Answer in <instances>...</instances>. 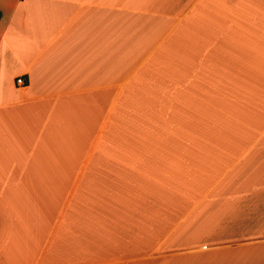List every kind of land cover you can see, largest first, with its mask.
<instances>
[{"label":"crops","instance_id":"1","mask_svg":"<svg viewBox=\"0 0 264 264\" xmlns=\"http://www.w3.org/2000/svg\"><path fill=\"white\" fill-rule=\"evenodd\" d=\"M0 264H264V0H0Z\"/></svg>","mask_w":264,"mask_h":264},{"label":"built area","instance_id":"2","mask_svg":"<svg viewBox=\"0 0 264 264\" xmlns=\"http://www.w3.org/2000/svg\"><path fill=\"white\" fill-rule=\"evenodd\" d=\"M16 84H22V81L21 80H16Z\"/></svg>","mask_w":264,"mask_h":264}]
</instances>
